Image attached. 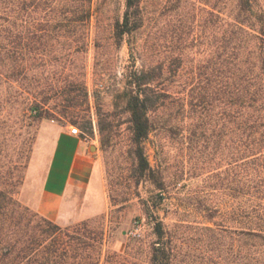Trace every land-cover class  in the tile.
Instances as JSON below:
<instances>
[{
  "label": "trees",
  "instance_id": "obj_1",
  "mask_svg": "<svg viewBox=\"0 0 264 264\" xmlns=\"http://www.w3.org/2000/svg\"><path fill=\"white\" fill-rule=\"evenodd\" d=\"M201 3L196 18L189 0H124L121 9L115 0H0V74L16 84V99L26 93L33 116L75 124L88 98L84 65L67 71L87 51L92 20L104 17L113 44L126 40L132 58L123 93L136 175L164 188L144 146L153 132L184 137L208 162L218 155L222 165L208 172L226 200L203 209L204 264H264V0ZM200 44L206 56L185 70V50ZM13 193L0 184V264H135L126 250L114 263L102 258L104 231L86 221L62 228ZM153 230L150 264H171L159 218ZM221 231L234 242L223 253L212 245Z\"/></svg>",
  "mask_w": 264,
  "mask_h": 264
},
{
  "label": "rangeland",
  "instance_id": "obj_2",
  "mask_svg": "<svg viewBox=\"0 0 264 264\" xmlns=\"http://www.w3.org/2000/svg\"><path fill=\"white\" fill-rule=\"evenodd\" d=\"M115 1L121 9L124 0ZM189 1L192 3L188 6L189 13L199 18L201 0ZM88 31L87 51L77 56L67 71L75 74L78 67L84 65L82 71L88 98L76 108L79 117L75 124L33 116L21 103L26 93L16 99V84L0 74V184L14 190L13 196L28 207L20 200L19 191L41 123L54 121L67 125L69 130L76 127L75 135L87 142L97 159L106 206L104 211L86 219L58 225L68 228L86 221L91 230L104 231L103 259H112L114 263L115 254L124 255L126 250L133 255L128 257L129 261L150 264V246L155 240L153 227L159 218L174 248L171 264H204V256L211 252L206 251L210 237L202 229L206 221L203 209L210 204L222 206L226 200L225 190L219 186L220 177H210L208 171L221 166L222 162L218 155L208 162L211 156L198 153L184 137L153 132L144 146L149 164L155 175L163 180L164 188H157L154 180L138 178L137 162L131 153L130 116L125 109L123 93L132 60L129 46L126 40L119 47L113 44L109 38L110 26L104 17L98 23L93 19ZM139 39L137 43H141ZM206 53L204 44L186 49L185 70L190 71ZM157 58L148 56L147 61ZM139 63L137 61L136 65ZM51 106L52 101L47 104ZM18 178L20 184L16 183ZM220 234L212 245L223 253L224 247L234 242L224 232Z\"/></svg>",
  "mask_w": 264,
  "mask_h": 264
},
{
  "label": "crops",
  "instance_id": "obj_3",
  "mask_svg": "<svg viewBox=\"0 0 264 264\" xmlns=\"http://www.w3.org/2000/svg\"><path fill=\"white\" fill-rule=\"evenodd\" d=\"M19 198L40 216L63 226L104 211V185L87 142L67 125L43 121Z\"/></svg>",
  "mask_w": 264,
  "mask_h": 264
},
{
  "label": "built area",
  "instance_id": "obj_4",
  "mask_svg": "<svg viewBox=\"0 0 264 264\" xmlns=\"http://www.w3.org/2000/svg\"><path fill=\"white\" fill-rule=\"evenodd\" d=\"M70 131H71L73 134H76L77 131H78V129H77L76 127H72V128L70 129Z\"/></svg>",
  "mask_w": 264,
  "mask_h": 264
}]
</instances>
